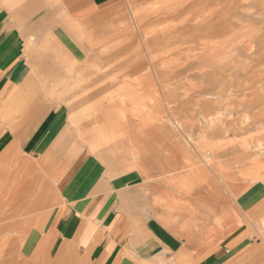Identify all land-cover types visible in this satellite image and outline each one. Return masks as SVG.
<instances>
[{"label":"rangeland","instance_id":"374dc122","mask_svg":"<svg viewBox=\"0 0 264 264\" xmlns=\"http://www.w3.org/2000/svg\"><path fill=\"white\" fill-rule=\"evenodd\" d=\"M20 1L32 17L38 1ZM107 12L87 43L69 33L55 86L21 85L0 110V264H235L237 246L264 259V0H120ZM52 102L68 110L52 138L62 146L23 148ZM92 170L132 219L112 257L47 232Z\"/></svg>","mask_w":264,"mask_h":264},{"label":"crops","instance_id":"0c3cea01","mask_svg":"<svg viewBox=\"0 0 264 264\" xmlns=\"http://www.w3.org/2000/svg\"><path fill=\"white\" fill-rule=\"evenodd\" d=\"M37 1V5L35 3L32 5L34 7L32 17H25L23 12H19L20 15L17 18L12 12V14L9 13L10 18L8 13L0 9V110L21 85L38 86L42 83L43 77L37 74L35 69L52 71L57 67V58L60 57L58 54L62 57L64 54L65 57V54L70 53V49L67 50L70 43L66 42L69 33L74 36L84 35V40L81 39V41L87 43L88 29H92L90 21L101 17L103 12L108 14L105 15V19L115 15L107 11L110 8L115 9L120 0H58V4L55 2L52 5H40V2L45 0ZM19 3L22 4L21 1ZM23 24H26L25 27L20 29ZM28 24L31 27H27ZM70 41L73 47L76 46V43H73L71 39ZM29 50H34V53L38 55H29ZM57 79L46 81L49 90L50 86L56 85ZM45 97L47 102L54 101L56 94L49 91ZM67 111L65 107L57 109L52 102L49 112L43 113V116L40 115L37 125L27 130L29 134L26 139L23 138L22 147L36 152L42 148L51 149L54 145L62 146L59 144L60 140L58 142L52 138L57 135L58 140L59 136L65 132L66 125L59 122L61 117L65 122ZM8 114L10 113L7 112L6 115ZM0 115L5 114L2 112ZM16 115L20 118L24 116V111ZM69 170L68 168L66 172L68 173ZM76 182L77 180L71 181L72 187L68 188V194L65 196L67 201L74 204V208L71 205L70 209L59 208L55 212L47 228V232L51 233V236L49 234L48 236L51 239L64 238L65 241L76 239L77 244L86 246L88 252L95 251L97 256L105 254L112 257L119 249V244L131 233L132 219L119 210L120 206L114 194L106 195L107 190H103L104 183L95 170L86 172L85 178L78 184ZM71 210L73 214L70 215ZM235 224H237L235 219L226 222V231L230 232ZM97 228L103 230L104 234H97ZM244 250V247H235L233 253H230V260L235 262L242 257L238 260L240 263L235 264H241L243 261H246V264H264V259L258 252L243 256Z\"/></svg>","mask_w":264,"mask_h":264},{"label":"bare ground","instance_id":"6f19581e","mask_svg":"<svg viewBox=\"0 0 264 264\" xmlns=\"http://www.w3.org/2000/svg\"><path fill=\"white\" fill-rule=\"evenodd\" d=\"M60 1V0H59ZM20 2V0H3V6H7V7H9V9L10 10H12V11H15L14 12V15H15V17H19V12H21L20 11V5H22V4H20L19 3ZM57 2V1H56ZM63 3V2H62ZM12 4V5H11ZM22 6H24V5H22ZM28 7V6H27ZM27 7H26V10H27ZM25 8V7H24ZM34 7L33 6H31V10L33 9ZM97 9V8H96ZM25 11V10H24ZM23 11V12H24ZM29 12V11H28ZM89 12H92V11H89ZM69 14V13H68ZM67 14V15H68ZM84 14V13H83ZM93 14V13H92ZM101 14H103L101 17H97V18H93V20H91L90 21V24H92L91 26H93V25H95L96 23H98V22H100L101 20H104L103 18L105 17V15H104V12L103 13H101ZM91 15V14H90ZM96 15H98V14H96ZM95 15V16H96ZM100 16V15H99ZM59 17V16H58ZM87 17V16H86ZM16 18V19H17ZM85 18V17H84ZM100 18V19H99ZM23 19V18H22ZM56 19H58V18H56ZM26 20V19H25ZM79 20V19H78ZM85 26H86V24H85ZM86 28V27H85ZM72 29V28H71ZM88 29V28H87ZM73 32V31H72ZM65 33V32H64ZM98 40V39H97ZM96 43V45L95 46H97V45H100L101 43H102V41H97V42H95ZM94 43V44H95ZM31 54L32 55H37L36 53H34V51H31ZM88 59V58H87ZM86 59V61L85 62H87L88 60ZM85 60V59H84ZM82 62V61H81ZM80 66H82V65H80ZM108 66H110L109 64H108ZM85 68V67H84ZM106 69H107V67H105ZM110 68V67H109ZM111 68H112V65H111ZM56 69V68H55ZM85 70V69H84ZM84 70H82V67L81 68H79L77 71H76V73H79V74H77V76H75V78H70V83H75V85L76 86H78V85H80L83 81H85V79L86 78H88L86 75L87 74H85V72H84ZM105 70V69H104ZM110 70V69H109ZM35 71L37 72V74H40V76L41 77H43V78H41L42 79V83H44V82H46V81H48V80H51V79H53V78H55V79H57L58 77H61L62 75H64L63 73V71L62 70H47V69H45V70H42L41 68H37V70L35 69ZM103 71V70H102ZM101 71V72H102ZM112 71H114V70H112ZM107 73V72H106ZM95 74V73H94ZM94 74H92V75H94ZM72 76H74L73 74H72ZM90 77V76H89ZM69 79V78H68ZM95 81V80H94ZM87 82V81H86ZM83 84V83H82ZM89 84V83H88ZM84 85V84H83ZM75 86V87H76ZM88 86V85H87ZM72 87V86H71ZM73 88V87H72ZM72 88H70V91H71V89ZM86 88V87H85ZM122 88H120V90H121ZM130 89V87H127V86H125V88H123L122 90L123 91H128ZM114 90V89H113ZM67 91V90H66ZM115 96V95H114ZM111 99V98H110ZM13 102H14V99H13ZM12 102V99H11V101H10V104H12L13 103ZM119 102V101H118ZM115 104V102L114 101H111V105H114ZM117 104V103H116ZM40 105H41V101H40ZM100 105V104H99ZM36 107H37V111H39V109H41V110H43L44 109V106H38L37 104H36ZM40 107V108H39ZM49 108H50V106H49ZM28 110V109H27ZM30 111H31V109H30ZM37 111H35L34 113H37ZM46 112V111H45ZM39 113V112H38ZM105 116H106V114H104ZM128 115H129V113H128ZM127 115V116H128ZM37 115H35V116H33V117H36ZM117 117H119V116H117ZM264 117V116H263ZM116 118V117H115ZM37 119L35 118L34 120H33V122H35ZM108 122H110V120L108 121ZM114 123L115 124H113V121L109 124V125H112V128H115V130H117L118 128H119V123H118V121H114ZM120 129V128H119ZM95 142H91L90 141V144L89 145H92V146H94L93 144H94ZM235 249V248H234ZM236 251V250H235ZM259 255V254H258Z\"/></svg>","mask_w":264,"mask_h":264}]
</instances>
